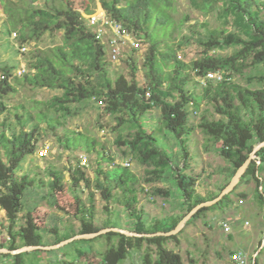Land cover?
<instances>
[{
  "label": "trees",
  "instance_id": "obj_1",
  "mask_svg": "<svg viewBox=\"0 0 264 264\" xmlns=\"http://www.w3.org/2000/svg\"><path fill=\"white\" fill-rule=\"evenodd\" d=\"M33 1L0 0V3L6 16L5 23L17 30L19 45L36 42L44 33L61 32L59 44L29 51L26 71L14 78L16 83L60 91L50 98L47 105V110L55 105L62 106L54 110L58 114L51 116L41 112L37 119L44 120L47 127L54 131L62 126L65 116L75 114L76 111L70 109L74 104L91 101L104 114L112 117V128L117 133L115 143L121 148V158L141 165L144 175L140 180L127 166L98 150L94 139L74 131L68 134L65 130L62 137H56L62 149L94 152L100 161L106 163L105 169L97 164L92 181L78 164L69 171L72 190L81 188V184L83 188H93L88 192L86 203L77 195L74 197L73 216L78 221L77 231L57 236V225H36L30 211L23 214V224L15 228L17 214L22 207V194L34 186L33 178L26 173L17 175L16 170L23 159L34 152L38 126L35 122L25 129L27 118L17 114L13 123L3 118L0 120V210L7 223V243L0 242V247L13 250L21 246H44L42 229L54 236V244L74 234L117 227L110 219H105L100 226L94 224V192H98L104 201L105 211L110 212L109 206H119L133 219L129 231L153 233L172 229L184 214L153 220L145 225L141 210L136 208L138 193L144 191L142 183L160 181L165 176L164 169L170 166L171 179L185 213L195 204L215 196L196 193L194 178L185 172L187 137L194 130L188 124V116L190 109L197 111L202 101L210 109L203 111L196 127L205 140L217 148L219 156L229 163L230 176L244 162L252 146L264 140V70L253 77L258 85L256 87L244 86L231 79L246 68L259 64L264 66V0H188L189 6L202 16L217 10L232 25L245 23L256 40L250 41L226 30L209 29L200 22L185 27L186 33L179 31L175 43H172L171 35L188 17L185 15L178 23L173 21L170 13L172 0H97L108 19L120 24L146 45L141 64L143 85H139L134 78L137 67L132 53L124 59L125 63H129L128 77L122 73L109 74L104 46L86 23L85 16L90 11H85L84 16L61 0H42V5L30 6ZM195 26L202 30H195ZM6 31L9 33L8 29ZM190 42H196L200 51L184 62L177 56L176 50ZM227 47L233 48L229 55L216 53ZM14 68L15 65L0 62V116L7 111L5 98L14 92V86L9 81ZM207 72H218L222 78L218 81L206 80L201 85L197 79ZM192 82L199 88L198 94L189 88ZM97 101L102 104L98 105ZM152 109L159 111L157 129L168 131L176 139L178 152L173 157L179 158L180 163L171 165L170 155L159 146L153 132L145 129L143 116ZM263 170L264 147L256 151L239 178V182L250 179L254 183V198L262 208ZM52 187L51 182L48 188L51 197ZM235 188L217 203L200 208L185 225L207 211L221 210L230 203ZM153 192L163 197L169 195L166 189L154 188ZM53 205H56L54 201ZM176 237L177 234L132 237L108 231L89 239L72 240L56 248L62 256L57 260L61 264H76L74 258L81 257L85 249H89L98 257L97 264H120L128 256L133 243L137 250L145 246L141 254L142 264H182L180 255L165 246L167 241L178 244ZM100 239L104 242L103 248L93 250L92 243ZM56 249L44 252L53 253ZM70 249L72 257L68 252ZM36 252L0 254V258L6 260L3 264H39ZM259 254L260 251L252 257V264H259ZM66 257L71 259L66 260Z\"/></svg>",
  "mask_w": 264,
  "mask_h": 264
},
{
  "label": "rangeland",
  "instance_id": "obj_2",
  "mask_svg": "<svg viewBox=\"0 0 264 264\" xmlns=\"http://www.w3.org/2000/svg\"><path fill=\"white\" fill-rule=\"evenodd\" d=\"M14 1V0H13ZM29 2V0H27ZM65 5L79 11L84 16L85 11L92 14H102L101 7L97 0H61ZM42 5V0H34L30 6ZM170 13L174 22L182 21L186 15L187 21L179 29H175L172 33V43L177 41L179 31L186 33L185 27L190 24H198L203 22L209 29H219L233 32L241 37L253 41L256 37L251 33L249 27L245 23L232 25L225 21L217 10L202 16L199 12L192 9L188 0H172ZM86 17V16H85ZM6 22V16L0 3V62L6 63L8 66L15 65L17 67H26L29 51L35 48H45L61 41V32L44 33L36 42H30L26 45L24 52H18L19 40L17 39V30L11 28ZM8 29L9 33H7ZM195 30L201 31L199 26H195ZM10 32H15L12 36ZM143 43V42H142ZM146 45L132 52L127 48L126 55L132 53V57L136 64L134 78L139 85H143V71L141 64ZM200 51V47L196 42H190L183 45L181 49L176 50L177 56L184 62H188L195 57ZM233 48L227 47L219 49L216 53L220 55H229ZM125 56L120 60L110 63L108 66L109 74L122 73L126 77L129 76V63H125ZM14 68L9 78L10 83L14 86V92L7 95L5 104L7 111L0 116V120L5 118L9 122H15L14 115H21L27 118L25 129L29 128L32 123H37L38 133L35 143L34 152L27 155L21 162L16 174H28L34 179V186L24 190L21 201V211L17 214L15 228L23 224V214L30 211V216L34 223L40 227L57 225V236L75 232L78 229V221L73 216L74 197L77 195L81 201L87 202L88 192L93 191L92 187L72 190L69 179V171L78 164L82 167L85 175L92 181L93 170L100 163L102 169L106 168V163L100 161L94 152L85 153L83 150L76 149L72 152L62 149L57 142L56 137L66 133L65 130L79 132L97 142L96 148L106 152L116 162L128 161L127 158H121V148L115 143L116 131L113 130L114 121L110 115L104 114L100 107L91 101H82L74 104L71 110L75 114L65 116L62 126H58L54 131L50 130L44 120H38V113L45 112L47 115L55 116L58 113L54 110L61 108L55 105L47 110V105L53 95H58L60 91L49 90L46 88L31 87L24 83L14 82V78L19 76L18 71ZM264 70V66L258 65L243 70L240 75H234L231 79L241 85L250 87L258 86L255 83L254 76L258 71ZM194 83H190L196 94L199 88ZM194 86V87H193ZM205 109H210L203 101L200 102L197 111L190 109L188 116V124L194 127V130L187 137L188 157L185 164V172L191 175L194 182V190L196 193L206 195H216L219 190L228 182L231 172V166L222 157L219 156L217 148L210 141L205 140L202 133L196 127L199 118ZM159 111L152 109L147 111L143 116L142 123L147 131H152L157 138V142L171 158V165L180 163V159L173 157L178 152V143L174 136L166 130L159 131L158 126ZM43 154V155H41ZM127 166L135 173L140 180L143 178V167L134 161H128ZM170 166L164 169L165 176L154 183L141 184L144 191L138 193V202L136 208L142 212V221L145 225H149L153 220H162L167 217L179 216L185 213L180 204L179 192L171 179ZM264 190V170L261 173ZM53 183L52 197L50 196L49 183ZM236 187V188H235ZM234 193L230 196V203L221 210L207 211L199 218L185 225L177 233L178 244L167 241L165 246L178 253L181 257L182 264H233L228 252L232 249H241L250 264L251 258L258 251L259 264H264V208L256 202L254 198V183L250 179H244L237 182ZM154 188L168 190L169 195L163 197L153 192ZM242 194V196H240ZM53 201L56 205H53ZM104 201L98 192H94L93 205L94 215L93 222L96 226H100L105 219H110L118 228L131 230L133 219L130 218L119 206H109L110 212L103 209ZM240 214V216H237ZM237 218L233 228L227 236L216 225L218 219ZM237 216V217H236ZM233 218V217H232ZM233 218V219H235ZM232 219V220H233ZM244 221L248 224L245 225ZM227 222H231L227 220ZM6 219L4 213L0 210V242L7 243V234L5 231ZM232 223L229 224L231 227ZM42 231L43 242L46 245L53 244V235H49ZM226 236V237H225ZM103 240H97L92 243L93 250H101L103 248ZM131 250L128 256L120 264H142L141 254L145 250V246L137 250L131 243ZM81 257L74 258L76 264H97L98 257L89 249ZM71 257L73 251L70 249ZM39 264H61L57 259L62 258L61 253L54 251L53 253H45L42 249H37L36 257ZM70 260V257H66ZM6 260L0 258L3 264ZM35 262V261H34Z\"/></svg>",
  "mask_w": 264,
  "mask_h": 264
},
{
  "label": "built area",
  "instance_id": "obj_3",
  "mask_svg": "<svg viewBox=\"0 0 264 264\" xmlns=\"http://www.w3.org/2000/svg\"><path fill=\"white\" fill-rule=\"evenodd\" d=\"M102 14H88L86 15V23L92 29L95 34V38L99 40V42L104 46L106 59L110 63H114L120 60L123 56L127 57L124 49L127 48L129 52L135 51L142 46V42L139 38H136L126 29H124L117 22L108 19L104 12L101 10ZM12 36H15V32L10 33ZM26 43L18 45V52H24L26 50ZM124 58V59H125ZM19 75L25 72V67H17ZM222 78L221 74L218 72H207L202 78H198L197 81L204 85L206 80L218 81ZM98 105L102 103L97 101ZM43 155V154H41ZM258 163V161H256ZM123 166H128L129 162L124 161L121 162ZM228 219L217 221V224L221 227L224 232L230 231ZM244 224L247 225L248 222L244 221ZM229 259L233 264H248L245 253L239 249H233L229 254ZM252 264V258L250 261Z\"/></svg>",
  "mask_w": 264,
  "mask_h": 264
},
{
  "label": "water",
  "instance_id": "obj_4",
  "mask_svg": "<svg viewBox=\"0 0 264 264\" xmlns=\"http://www.w3.org/2000/svg\"><path fill=\"white\" fill-rule=\"evenodd\" d=\"M262 147H264V140L255 143L252 146L251 151L249 152V154L246 157V159L244 160V162L239 167H237L235 169V171L233 172V174L229 178L228 182L219 190V192L214 197H212L211 199L201 201V202L195 204L194 206H192L186 213H184V215L179 219V221L175 224V226L168 231H157V232H153V233H137L134 231L125 230V229H121L118 227H105V228H101V229H99L95 232H91V233L74 234V235H72L66 239L60 240L57 243H54L51 245L21 246L17 249H13V250H9L7 248L0 247V254H17V253H21V252H25V251H33V250H37V249H42V250L56 249V248H59V247L63 246L64 244H66L72 240L89 239V238H92V237L97 236L99 234H103V233L108 232V231L118 232V233L124 234L126 236H132V237H141V236L152 237V236L175 235L181 230V228L184 226L186 221H188L200 208L208 207V206H211V205L217 203L225 195L229 194L233 190L236 183L239 181L240 176L243 174L246 166L248 165L249 161L252 158H254L256 151Z\"/></svg>",
  "mask_w": 264,
  "mask_h": 264
},
{
  "label": "crops",
  "instance_id": "obj_5",
  "mask_svg": "<svg viewBox=\"0 0 264 264\" xmlns=\"http://www.w3.org/2000/svg\"><path fill=\"white\" fill-rule=\"evenodd\" d=\"M229 216H231V215H229ZM237 216H240V214H238ZM236 216V217H237ZM235 218L234 216H231L230 218H224V219H228L229 221H231V222H229V224L230 223H232V225H231V227H230V231H231V229L233 228V226H234V224H239V223H235V220L237 221V218H235V219H233V218ZM233 219V220H232ZM220 220H223V219H218L217 221H220ZM217 221H216V225H217V227L219 228V229H221V227L217 224ZM222 230V229H221ZM230 231H229V233H230ZM222 232L224 233V234H226V236H227V234H228V232H224L223 230H222ZM225 236V237H226ZM229 236V235H228ZM227 236V237H228ZM233 250V249H232ZM232 250H230L229 252H228V257H229V254H230V252L232 251Z\"/></svg>",
  "mask_w": 264,
  "mask_h": 264
}]
</instances>
